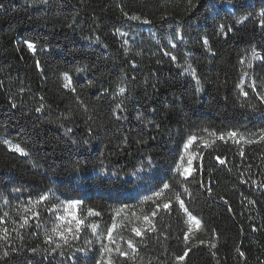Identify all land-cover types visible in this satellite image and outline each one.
<instances>
[{
    "label": "trees",
    "instance_id": "trees-1",
    "mask_svg": "<svg viewBox=\"0 0 264 264\" xmlns=\"http://www.w3.org/2000/svg\"><path fill=\"white\" fill-rule=\"evenodd\" d=\"M110 261L264 264V0H0V264Z\"/></svg>",
    "mask_w": 264,
    "mask_h": 264
},
{
    "label": "rangeland",
    "instance_id": "rangeland-1",
    "mask_svg": "<svg viewBox=\"0 0 264 264\" xmlns=\"http://www.w3.org/2000/svg\"><path fill=\"white\" fill-rule=\"evenodd\" d=\"M187 172L190 171V167H186ZM150 192H153V190H150L147 188V185L141 183L138 186V189L133 192L134 197H144L147 194H150ZM72 202H77V200H72L70 202H67V204L64 205L62 208L63 215L67 218H74L75 215V210H76V205L77 203H72ZM189 232H195L199 228V224L192 218L189 219Z\"/></svg>",
    "mask_w": 264,
    "mask_h": 264
},
{
    "label": "snow or ice",
    "instance_id": "snow-or-ice-1",
    "mask_svg": "<svg viewBox=\"0 0 264 264\" xmlns=\"http://www.w3.org/2000/svg\"><path fill=\"white\" fill-rule=\"evenodd\" d=\"M29 47H31V45H29ZM120 91L123 92L124 89H120ZM233 135H235V133H233ZM218 159H219V158H218ZM221 163H223V161H221ZM164 187L167 188L168 185H164ZM156 195H159V193H156ZM41 199H43V197H42ZM72 203H78V202H72ZM181 203H183V202L181 201ZM168 206H169L168 204H165V205H164L165 208H167ZM153 214H155V213H153ZM145 219H147V217H145ZM25 223H27V220H25ZM78 223H79V222H78ZM69 231H71V229H69ZM133 231H135L137 235H140V234H141V232H140L138 229H133ZM61 235H63V234H61ZM129 244H131V241H129ZM120 255H122V256H126L127 253L120 252ZM178 259H183V257H179ZM109 264H111V261L109 262Z\"/></svg>",
    "mask_w": 264,
    "mask_h": 264
}]
</instances>
